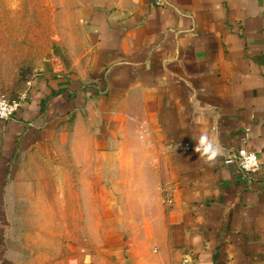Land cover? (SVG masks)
<instances>
[{"label": "crops", "instance_id": "crops-1", "mask_svg": "<svg viewBox=\"0 0 264 264\" xmlns=\"http://www.w3.org/2000/svg\"><path fill=\"white\" fill-rule=\"evenodd\" d=\"M60 10L56 62L0 119V264H34L17 222L19 204L37 199L19 188L53 178L58 202L74 205L75 235H108L114 196L99 190L114 186L116 156H138L126 164L125 237L110 261L89 264L188 253L264 264V0H60ZM244 128L260 163L251 175L222 163Z\"/></svg>", "mask_w": 264, "mask_h": 264}, {"label": "rangeland", "instance_id": "rangeland-1", "mask_svg": "<svg viewBox=\"0 0 264 264\" xmlns=\"http://www.w3.org/2000/svg\"><path fill=\"white\" fill-rule=\"evenodd\" d=\"M67 19L60 10V0H0V90L6 96L27 94L38 74L56 62L54 56L60 53L59 37ZM142 134L141 130L140 137ZM130 159L137 161L138 156H116L115 184L107 193L99 190L100 197L114 196L115 221L108 235H75V221L70 218L74 205L58 202L57 178L49 181L50 187L19 188L20 195L37 199L19 204L21 218L17 222V238L34 248V264H75L76 260L89 264L92 255L102 263L111 260L110 244L125 237L129 199L135 195L126 170ZM60 213L67 218L60 219ZM64 229L67 233L61 235Z\"/></svg>", "mask_w": 264, "mask_h": 264}, {"label": "built area", "instance_id": "built-area-1", "mask_svg": "<svg viewBox=\"0 0 264 264\" xmlns=\"http://www.w3.org/2000/svg\"><path fill=\"white\" fill-rule=\"evenodd\" d=\"M26 94H19L15 98H8L0 92V119H8L15 115L22 107ZM249 129L244 128L241 137V146L226 151L222 157V163L225 166L234 167L237 171L245 175L255 173L259 166V157L257 153L247 147ZM164 202H171V195L164 191ZM174 264H200L198 259L191 253L184 254Z\"/></svg>", "mask_w": 264, "mask_h": 264}]
</instances>
